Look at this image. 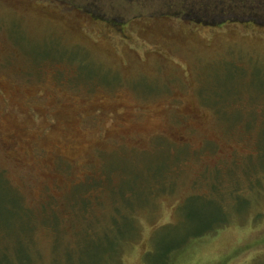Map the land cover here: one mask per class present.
Listing matches in <instances>:
<instances>
[{
	"label": "rangeland",
	"instance_id": "obj_1",
	"mask_svg": "<svg viewBox=\"0 0 264 264\" xmlns=\"http://www.w3.org/2000/svg\"><path fill=\"white\" fill-rule=\"evenodd\" d=\"M192 1L0 0V264H264V0Z\"/></svg>",
	"mask_w": 264,
	"mask_h": 264
},
{
	"label": "trees",
	"instance_id": "obj_2",
	"mask_svg": "<svg viewBox=\"0 0 264 264\" xmlns=\"http://www.w3.org/2000/svg\"><path fill=\"white\" fill-rule=\"evenodd\" d=\"M221 1L222 2H220V1L216 2L214 0H205V1H203V6H202V9H201L202 10V15L210 16V13H208V12H211L213 14H215L216 12L218 13L219 11H221V12L223 11L224 12L225 11V9H224V7H225L224 6V0H221ZM230 3L237 4L236 1L226 0V7L228 6L227 4H230ZM253 4H254V2H253ZM185 5L187 6L188 10H192L193 11L194 10V5H195V1L193 0L192 2H189V3L185 4ZM244 5H245L246 8H249L247 2H245ZM227 8H230V7H227ZM250 9H252V8H250ZM209 18H211V17H209ZM168 262H169V259H168Z\"/></svg>",
	"mask_w": 264,
	"mask_h": 264
}]
</instances>
